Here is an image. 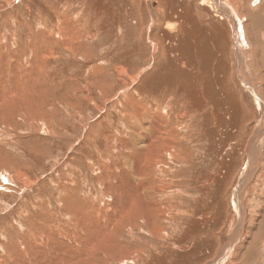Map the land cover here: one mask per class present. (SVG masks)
Returning <instances> with one entry per match:
<instances>
[{"label": "rangeland", "instance_id": "1", "mask_svg": "<svg viewBox=\"0 0 264 264\" xmlns=\"http://www.w3.org/2000/svg\"><path fill=\"white\" fill-rule=\"evenodd\" d=\"M221 1L0 0V264H264V0Z\"/></svg>", "mask_w": 264, "mask_h": 264}, {"label": "bare ground", "instance_id": "2", "mask_svg": "<svg viewBox=\"0 0 264 264\" xmlns=\"http://www.w3.org/2000/svg\"><path fill=\"white\" fill-rule=\"evenodd\" d=\"M218 2H219V4H222V1L221 0H218ZM235 2H237V4H238V1L236 0ZM224 5V4H223ZM236 5V4H235ZM238 7V6H237ZM239 7H240V5H239ZM224 10V9H223ZM223 15H224V17L226 16L227 18V20L229 21V23H234V24H232V25H237V20L233 17V16H231V15H228V13L227 12H223ZM168 27H170V29H174V26L173 25H171L170 24V26H168ZM242 58H243V56H242V53H238V55H237V60H238V62H240L241 60H242ZM9 59V58H8ZM1 73V72H0ZM16 74V73H15ZM1 75V74H0ZM13 78V77H12ZM15 78V77H14ZM16 82V81H15ZM12 83V82H11ZM246 84H248V83H246ZM15 88V87H14ZM14 88H12V90L14 91ZM250 88V87H249ZM254 88H255V86H251V90H253L254 91ZM19 89V88H18ZM1 93V92H0ZM10 93V92H9ZM14 94V93H13ZM5 98V97H4ZM262 98L264 99V96H262ZM3 101V100H2ZM132 105V104H131ZM135 105H137V104H135ZM13 106V105H12ZM143 111V110H142ZM139 112H141V111H139ZM157 115H159L158 113H155L154 114V112L153 113H149V116H150V122H149V125H148V127H147V129L146 130H149V129H154L155 130V133L152 135V137H151V139H153V140H155V141H162L163 142V144L164 145H166V146H168V147H171V146H173V145H176L177 144V138L175 137V135L173 134V132L169 129V128H163V126H162V130L161 129H158V128H160L159 127V125H158V123H160L159 122V120L160 119H158V117H157ZM143 116H144V118H143ZM141 117H142V119H145V117H146V115H145V113H143V114H141ZM137 120H139V119H137ZM128 122V121H127ZM126 122V123H127ZM128 124V123H127ZM126 124V125H127ZM161 124V123H160ZM150 125L152 126L151 128H150ZM129 126V125H128ZM133 126V125H132ZM146 126L147 125H145L143 128L145 129L146 128ZM166 126V125H165ZM131 127V126H130ZM168 127V126H167ZM133 128H134V126H133ZM260 129L263 131L264 130V119H263V123H261V127H260ZM137 130L139 131V133H141L142 132V129L140 130V129H138L137 128ZM144 133V132H143ZM260 133H261V131H260ZM143 138H145L146 137V135H144V134H142L141 135ZM260 136V135H259ZM263 136H264V134H263ZM264 138V137H263ZM179 139V138H178ZM257 140V139H256ZM255 140V142H253L252 143V145H253V148H251V152L253 153L252 155H255V156H260L262 153L264 154V152L261 150V148H258L257 147V144H256V141ZM260 140H262V139H260ZM262 142H264L263 140H262ZM259 143V142H258ZM263 144V143H262ZM260 145H261V143H260ZM264 145V144H263ZM251 147V146H250ZM264 149V148H263ZM121 150V149H120ZM256 151H258V152H256ZM250 155V154H249ZM252 155H250V156H252ZM261 157V156H260ZM121 159H124V158H121ZM254 159V158H253ZM252 159V160H253ZM114 162V161H113ZM124 162V161H123ZM115 164H117V163H115ZM122 164V163H121ZM117 166V174H119V179L122 181L123 179H122V177H123V175L124 174H128V171L125 169L126 167H119L118 166V164L116 165ZM116 166H115V168H116ZM253 166H254V164H253ZM253 168V167H252ZM257 168V167H256ZM122 170V171H121ZM262 170V169H261ZM104 171H106V170H104ZM255 171H256V169H255ZM254 170H252L248 175H247V177L249 176V178H245L243 181H242V183H241V188H240V190H239V194L237 193V207L239 208V210H240V212L242 213L243 212V216H244V219H242L241 220V222H240V224H239V226H238V229H237V231H236V233L235 234H237L238 235V237H239V235L240 236H244V234H243V232H244V227H245V225H246V223L248 222V220H247V218L249 217V215L248 214H250V211L248 210V209H246L245 208V201L247 200V195H246V187L248 186V183L250 182V180H252L253 178H254V176H255V174L257 173V172H255ZM116 174V173H115ZM135 174L136 175H138L139 177H141V178H143V176H142V174H141V170L139 169V168H136L135 169ZM102 178H103V176H102ZM105 180V179H104ZM107 180V179H106ZM100 181H101V179H100ZM103 181V180H102ZM146 182V183H145ZM102 183H104V182H102ZM148 185V182H147V180H140V183H139V186H140V188L143 190V189H145L146 188V186ZM251 188V187H250ZM260 188V187H259ZM259 188H257V189H259ZM253 189H254V187H253ZM257 189H255V190H257ZM249 190V189H248ZM260 190V189H259ZM258 190V191H259ZM248 193H249V191H248ZM143 196L144 195H141L140 196V199L141 200H143L142 201V203L144 202V208H149V204L146 202V199H143ZM129 201H131V202H133V198H131V197H129ZM249 200V199H248ZM130 202V203H131ZM251 204L253 203V205H256V206H259V201H255L254 199H252V200H250L249 201ZM112 203V202H111ZM128 203V202H127ZM134 204V203H133ZM94 205V204H93ZM130 207H132V206H130ZM247 207V206H246ZM108 208V207H107ZM92 210V209H91ZM90 210V211H91ZM92 212H94L93 210H92ZM91 212V213H92ZM95 214V213H94ZM98 214V213H97ZM97 214H95V215H97ZM101 214V213H100ZM109 215V214H108ZM94 216V215H93ZM110 216V215H109ZM92 220V219H91ZM96 220H97V218H96ZM105 222V221H104ZM110 222V221H109ZM106 223V222H105ZM249 223V222H248ZM91 229H93L94 230V228H91ZM101 229V228H100ZM108 229V228H107ZM100 231V230H99ZM101 231L103 232V230L101 229ZM95 232V231H94ZM104 233V232H103ZM235 234H234V236H235ZM96 236H98V235H96ZM236 238V237H235ZM234 238V239H235ZM54 239V238H53ZM91 241V240H90ZM56 242V241H55ZM88 243H89V241H88ZM90 244V243H89ZM35 248V247H34ZM29 251V250H28ZM37 255H39V254H37ZM43 255V254H42ZM225 257V256H224ZM81 260H82V258H81ZM223 262V261H222Z\"/></svg>", "mask_w": 264, "mask_h": 264}, {"label": "flooded vegetation", "instance_id": "3", "mask_svg": "<svg viewBox=\"0 0 264 264\" xmlns=\"http://www.w3.org/2000/svg\"><path fill=\"white\" fill-rule=\"evenodd\" d=\"M261 1V0H260ZM252 2H253V0H252ZM251 6H253L252 5V3H251ZM262 7V6H261ZM234 12V11H233ZM232 11H230L229 12V14L231 15V16H233L236 20H237V22H238V17H237V15H236V12H234L233 13ZM257 13H258V11L257 12H254V14H253V16H256L257 15ZM231 24V23H230ZM232 25V24H231ZM239 25V23H237V25H232V28H235L236 26H238ZM251 37H255V35L252 33L251 34ZM244 41L246 42V46H247V44H248V42H247V39H246V37L241 33V34H235L234 36H233V46H234V49H235V47H236V45H238L241 49H243V46L245 47V43H244ZM242 42H243V44H242ZM253 44H256V45H258V46H262L263 44H264V37H263V35L261 34V35H259L257 38H255V39H253ZM248 47V46H247ZM249 48V47H248ZM248 48H246V49H248ZM236 49H237V47H236ZM237 52H239V50L237 49ZM240 53H242V52H240ZM242 56H243V54H242ZM234 59H235V57H236V60H237V54H234ZM244 58V57H243ZM255 60L258 62V65H259V67H261V66H263L262 64H263V61H264V59H263V56H262V53L260 52V53H258V54H256L255 55ZM238 61V60H237ZM240 63V62H239ZM242 86L245 88V84L242 82ZM252 92L255 94V95H258V91L256 90V89H254V91L252 90Z\"/></svg>", "mask_w": 264, "mask_h": 264}, {"label": "crops", "instance_id": "4", "mask_svg": "<svg viewBox=\"0 0 264 264\" xmlns=\"http://www.w3.org/2000/svg\"><path fill=\"white\" fill-rule=\"evenodd\" d=\"M261 11H262V13H261ZM253 14H254V13H253ZM253 14H252V16H253ZM262 15L264 16V4H263L262 7L258 10L257 15H256V16H253L254 20H256L258 24L261 23ZM259 22H260V23H259ZM251 30H252V29H251ZM251 33H252V31H251ZM254 35H255V37H251V35H248V38L251 40V43H253V39L257 38L259 35H261V33H260L258 30H254ZM262 47H264V44H263L262 46H258V45H256V44H254V49H253V50H254V54L256 55V54L260 53ZM234 50H235V49H234ZM238 53H239V52H237V51L234 52V54H237V55H238ZM261 53H263V57H264V51L261 52ZM233 59H234V57L231 58L232 61H233Z\"/></svg>", "mask_w": 264, "mask_h": 264}, {"label": "water", "instance_id": "5", "mask_svg": "<svg viewBox=\"0 0 264 264\" xmlns=\"http://www.w3.org/2000/svg\"><path fill=\"white\" fill-rule=\"evenodd\" d=\"M259 2H260V0H253L252 5L254 6V5H256L257 3H259Z\"/></svg>", "mask_w": 264, "mask_h": 264}]
</instances>
